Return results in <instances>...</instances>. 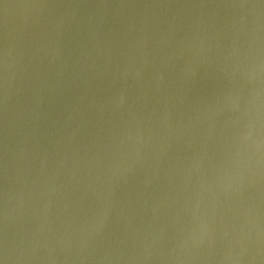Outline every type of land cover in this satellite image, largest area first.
I'll use <instances>...</instances> for the list:
<instances>
[{"label": "water", "instance_id": "water-1", "mask_svg": "<svg viewBox=\"0 0 264 264\" xmlns=\"http://www.w3.org/2000/svg\"><path fill=\"white\" fill-rule=\"evenodd\" d=\"M0 264H264V0H0Z\"/></svg>", "mask_w": 264, "mask_h": 264}]
</instances>
